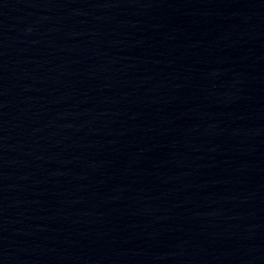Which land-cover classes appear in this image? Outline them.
Returning <instances> with one entry per match:
<instances>
[{
  "label": "water",
  "instance_id": "obj_1",
  "mask_svg": "<svg viewBox=\"0 0 264 264\" xmlns=\"http://www.w3.org/2000/svg\"><path fill=\"white\" fill-rule=\"evenodd\" d=\"M0 264H264V0H0Z\"/></svg>",
  "mask_w": 264,
  "mask_h": 264
}]
</instances>
